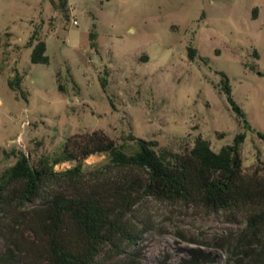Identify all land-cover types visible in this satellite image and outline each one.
<instances>
[{"label": "rangeland", "instance_id": "rangeland-1", "mask_svg": "<svg viewBox=\"0 0 264 264\" xmlns=\"http://www.w3.org/2000/svg\"><path fill=\"white\" fill-rule=\"evenodd\" d=\"M33 32L47 65L29 62ZM219 72L250 128L264 134V0H0V172L14 162L11 151L32 163L93 131L115 144L133 137L174 152L199 136L217 152L243 131L219 91ZM15 73L20 84L11 91L6 81ZM254 132L241 145L245 173L264 167ZM103 160L91 155L83 165ZM246 215L142 199L131 218L142 232L139 263L236 264Z\"/></svg>", "mask_w": 264, "mask_h": 264}, {"label": "trees", "instance_id": "trees-1", "mask_svg": "<svg viewBox=\"0 0 264 264\" xmlns=\"http://www.w3.org/2000/svg\"><path fill=\"white\" fill-rule=\"evenodd\" d=\"M27 45L31 64H48L45 43L34 32ZM186 57L193 61L195 49L188 46ZM218 75L219 91L243 131L217 152L199 136L190 148L174 152L133 137L115 144L99 131L68 137L58 152L32 163L11 151L14 162L0 172V264H102L105 255L121 257L116 264H140L135 246L142 232L131 218L145 198L245 211L236 264H264V167L243 172L241 145L245 132L254 131L231 99L226 76ZM19 84L16 73L6 81L11 91ZM105 85L100 78L103 92ZM254 133L264 142V134ZM91 155L104 160L86 168ZM62 163L72 166L55 171Z\"/></svg>", "mask_w": 264, "mask_h": 264}, {"label": "built area", "instance_id": "built-area-1", "mask_svg": "<svg viewBox=\"0 0 264 264\" xmlns=\"http://www.w3.org/2000/svg\"><path fill=\"white\" fill-rule=\"evenodd\" d=\"M73 24H75V22H73Z\"/></svg>", "mask_w": 264, "mask_h": 264}]
</instances>
